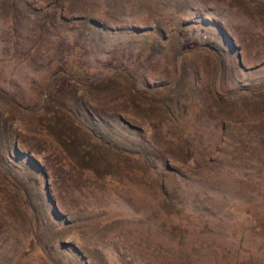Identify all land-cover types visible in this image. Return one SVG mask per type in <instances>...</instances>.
Returning a JSON list of instances; mask_svg holds the SVG:
<instances>
[{
	"label": "rangeland",
	"instance_id": "rangeland-1",
	"mask_svg": "<svg viewBox=\"0 0 264 264\" xmlns=\"http://www.w3.org/2000/svg\"><path fill=\"white\" fill-rule=\"evenodd\" d=\"M263 212L264 0H0V264H264Z\"/></svg>",
	"mask_w": 264,
	"mask_h": 264
},
{
	"label": "trees",
	"instance_id": "trees-1",
	"mask_svg": "<svg viewBox=\"0 0 264 264\" xmlns=\"http://www.w3.org/2000/svg\"><path fill=\"white\" fill-rule=\"evenodd\" d=\"M67 64H68V61L66 62L65 66L63 68L64 71L71 72V73L74 74L75 73L74 70L72 71V69L67 68ZM175 132L179 133L180 132V128H176ZM169 209L171 210V208H169ZM257 219H258L259 224L264 225V212L262 213V216L257 217Z\"/></svg>",
	"mask_w": 264,
	"mask_h": 264
}]
</instances>
